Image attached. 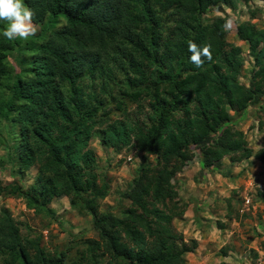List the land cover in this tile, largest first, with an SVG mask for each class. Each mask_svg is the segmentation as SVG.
<instances>
[{
  "label": "trees",
  "instance_id": "trees-1",
  "mask_svg": "<svg viewBox=\"0 0 264 264\" xmlns=\"http://www.w3.org/2000/svg\"><path fill=\"white\" fill-rule=\"evenodd\" d=\"M247 1L23 0L38 29L26 38L0 35V125L15 132V144L1 137L0 144L19 172L36 165L40 176L28 189L0 182V196L20 197L40 214L53 198L74 195L92 217L95 237L85 240L70 264H186L184 256L196 243L188 245L172 225L184 209L174 176L194 151L208 169L225 156L232 164L249 158L264 164V148L254 152L232 126L239 113L264 98V24L235 26L251 60L245 86L238 81L241 49L225 39L227 17L203 21L213 9H236ZM190 42L208 49L199 66L190 60ZM110 63L123 70L125 81L116 108L123 113L125 99L146 100V122L110 120L101 100L82 94V77L117 80ZM96 129L101 144L115 154L142 153L133 179L118 193L128 205L117 213L98 210L108 184L95 172L88 148ZM255 198L264 204V189ZM0 260L69 264L64 253L49 255L39 237L22 236L3 207Z\"/></svg>",
  "mask_w": 264,
  "mask_h": 264
},
{
  "label": "rangeland",
  "instance_id": "rangeland-1",
  "mask_svg": "<svg viewBox=\"0 0 264 264\" xmlns=\"http://www.w3.org/2000/svg\"><path fill=\"white\" fill-rule=\"evenodd\" d=\"M240 4L241 3L238 2L236 11H233V9L223 5L221 8L213 9L203 16V21L205 23H209L216 15L227 17L225 13H230L228 16L229 19H231V27L225 29V39L228 43L234 45H237L239 42L235 37V26L239 21L235 20L234 17H236L235 14H238L239 12ZM33 28V32H35L37 31L38 26L33 24ZM237 46L241 49L240 55L242 58V68L238 81L239 83L248 86L251 77V61L249 59V55L246 53L247 45L241 44ZM9 61L17 70L18 66L15 61L12 58H10ZM110 65L118 77L117 80H108L100 76H93L92 78L82 77L78 82V85H80L82 89V94H85L86 99L88 97L96 96L97 99L101 100L103 102L102 111H106L108 113L110 120L127 118L132 121H138L139 123L146 122V116L149 113L146 100L140 101L139 103H133L125 99L124 114L116 108V101H118L121 97L119 94L120 87L124 85L125 81L122 79L123 70L111 63ZM258 105L259 108L253 107L252 112H250L249 116L253 119H260L262 117L263 112H261L262 110H260V107H264V98ZM242 124L243 122L236 123V121H234L232 126L243 133L247 146L254 152L264 148V123L261 124V122H259V135L256 139L252 137V132L250 131L251 126H247V128L243 130ZM102 125H104V123ZM98 131L99 129L94 131V134L88 144V148L94 155L95 172L97 173L99 179L105 180L108 184V194L99 202L98 210L117 213L122 207L128 205V202L121 201L119 199L118 193L126 189L133 179L135 172L143 162L142 153H137L135 149H126V151H122L121 155L123 157L132 155V153L134 154L132 155V161L130 162H126L124 159L119 157H114L112 148L104 147L101 144L100 132ZM0 137L7 141L9 146L15 144V132L12 130H5V128L1 125ZM257 141L260 142V145L257 144ZM260 146L262 147L260 148ZM198 157L199 152L194 151L189 163L194 164V162H196L193 179H195V187H205L201 188L202 190L200 189L201 192H205L207 189H212V191L217 190L214 187H207L204 185L200 187L198 186V184H204L205 180L203 177H206V175L213 172H217L224 177H233V175H235V173L231 174V170L224 171L225 168L222 166L218 167L216 170L212 169L216 166V164L221 165L222 160L227 162L230 161L228 156L222 157L219 161L215 162L210 169L203 168L199 163ZM148 161L153 163V157H149ZM246 161L247 160H243L239 163H234L235 166H238L241 169L237 172L239 173L238 177L245 176V179H247L248 176L254 173L255 175L263 177V180L261 181L263 186H254L246 190L245 185L241 184L240 186L234 187L232 190L234 195H239L236 202L240 206L239 208H241L230 213V216L238 223L237 232L235 233V237L232 238L236 248L233 247L234 251L232 253L225 251V248L218 251V254L224 251V253H226V257H231V264H256L258 257H261L264 262V250L261 249V246L264 245V204L256 201L255 198L256 190L264 189V165H258L257 168H254L251 165H246L242 168L241 164H244ZM227 162H224L225 167H229ZM252 162L253 160L251 159L249 163ZM183 170L180 173H182ZM180 173H177L173 180L178 195L177 199L180 200V204L183 205L184 209L181 216L173 219L172 225L174 230L181 234L183 241L190 245V241L194 240L185 236L180 224L183 220L185 212L183 203L184 199L181 198V194H186V191H182L178 185L177 178ZM39 176V169L36 165L29 167L25 171L19 172L11 162L10 158H8L6 147L3 144H0V182L2 185L13 182L22 186L24 189H28L32 185L34 179ZM180 191L182 192L180 193ZM242 192L245 193V196L249 197L251 200V204L246 208H243L244 197L243 195L241 196ZM215 200L219 202L223 199L217 198ZM212 203L214 204V202ZM2 207L8 210L13 221L17 224L19 232L22 236L39 237L40 245L45 248L49 255L60 257L61 253H64L65 262L69 264L77 261L79 252L84 248L85 240L95 237V233L92 229V217L84 212L81 203L79 204L75 196L68 192L63 193L60 197L50 200L47 206L48 212L40 214L35 213L32 209L26 208L25 201L20 197L9 195L0 196V209ZM223 215L225 216L226 213H223ZM223 215L218 216L219 218L214 221V225L219 226L218 223H220L223 226H227L221 221ZM223 226L218 229L223 230ZM189 254L190 252L186 253L184 256L186 264H192L190 257H188ZM242 256H245V258ZM217 259H215L214 262H206V264H229L217 261Z\"/></svg>",
  "mask_w": 264,
  "mask_h": 264
},
{
  "label": "crops",
  "instance_id": "crops-1",
  "mask_svg": "<svg viewBox=\"0 0 264 264\" xmlns=\"http://www.w3.org/2000/svg\"><path fill=\"white\" fill-rule=\"evenodd\" d=\"M240 3L239 12L238 14L236 13V17H234L235 20H238L239 22L249 20L252 23L264 24V0H249L247 3ZM233 11H236V9H233ZM251 13L253 16H250L252 15ZM225 14L227 16V21H230L231 19H229L228 16L230 13L226 12ZM241 44L247 45V43L242 41L237 43V45ZM246 53L248 54L247 50ZM252 108L253 107H248L246 110L239 113L235 118L236 123L243 122V130L247 128V126L253 127L255 121H258V123L261 122V124L264 123L263 115L260 119H253L249 116L250 112L253 110ZM251 127L250 131L252 132ZM251 159L253 162L249 163ZM221 162V165L216 164V166L212 169L216 170L218 167L222 166L225 168L224 171L231 170V174L235 173L233 177H224L217 172L210 171L213 173L203 177L205 180L204 184H198L199 187L204 185L207 187H214L217 190L212 191V189H207L205 192H201L200 189L205 187H195L193 174L196 162H194V164L188 163L184 167L183 172L180 173L177 178L179 188H181L182 191H186V194H181V198L184 199V202H182L185 206L183 220L180 223L182 226L181 228L185 236L193 239L196 243L194 250L188 255L192 264H206V262H214L217 258V261L231 264L230 259L232 260V258L229 256L226 257V253H224V251L220 254H218V251L225 248V251L232 253L234 251L233 247L236 248L232 238L235 237L238 223L230 216V213L241 208H239L240 206L236 202L239 195H234L232 190L234 187L240 186L241 184L245 185L246 190L254 186H263L261 183L263 177L255 175L251 169L250 170L253 174L245 179V176L238 177L239 173L237 172L238 170H241L238 166H235L230 161L227 162L222 160ZM224 162H227L229 167H225ZM246 165H251L254 168H257L258 165L264 164L259 163L253 158H249L244 164H241V167L244 168ZM182 191H180V193ZM242 195L243 197H246L243 192L241 193V196ZM217 198L223 200L217 202L215 200ZM212 202H214V204ZM223 213H226V215L224 216ZM222 215L223 218H221V221L227 225L223 226V230L218 229L219 226L214 225V221L219 218L218 216ZM217 232L222 233H220L219 236V233Z\"/></svg>",
  "mask_w": 264,
  "mask_h": 264
},
{
  "label": "clouds",
  "instance_id": "clouds-1",
  "mask_svg": "<svg viewBox=\"0 0 264 264\" xmlns=\"http://www.w3.org/2000/svg\"><path fill=\"white\" fill-rule=\"evenodd\" d=\"M33 12L24 5L23 0H0V22L4 27L0 28V35L12 40L16 37L26 38L34 31L32 24ZM225 29L231 27V21L223 25ZM188 50L192 53L190 60L197 66L201 63L200 56L207 55L208 49H198L195 43H189Z\"/></svg>",
  "mask_w": 264,
  "mask_h": 264
},
{
  "label": "built area",
  "instance_id": "built-area-1",
  "mask_svg": "<svg viewBox=\"0 0 264 264\" xmlns=\"http://www.w3.org/2000/svg\"><path fill=\"white\" fill-rule=\"evenodd\" d=\"M258 125H259V123H258V121H255L254 122V124H253V127H252V137L253 138H258V135H259V128H258ZM258 143L257 144H259V141H257ZM261 148V147H260ZM132 155H134L133 153H132ZM132 155H127V156H122L121 155V153H117V154H115L114 153V157H119V158H122V159H124L126 162H130V161H132ZM118 158V159H119ZM251 204V200H250V198L249 197H244L243 198V208L245 207H247L248 205H250ZM243 258H245V256H242ZM264 262L262 261V258L261 257H258L257 258V260H256V264H263Z\"/></svg>",
  "mask_w": 264,
  "mask_h": 264
}]
</instances>
